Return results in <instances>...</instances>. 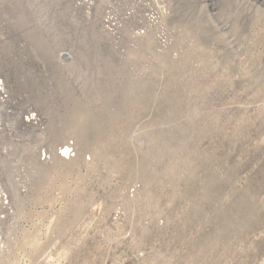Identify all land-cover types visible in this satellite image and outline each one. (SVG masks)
I'll return each instance as SVG.
<instances>
[{
  "label": "rangeland",
  "instance_id": "374dc122",
  "mask_svg": "<svg viewBox=\"0 0 264 264\" xmlns=\"http://www.w3.org/2000/svg\"><path fill=\"white\" fill-rule=\"evenodd\" d=\"M0 79V264H264V0H0Z\"/></svg>",
  "mask_w": 264,
  "mask_h": 264
},
{
  "label": "built area",
  "instance_id": "2783aa9c",
  "mask_svg": "<svg viewBox=\"0 0 264 264\" xmlns=\"http://www.w3.org/2000/svg\"><path fill=\"white\" fill-rule=\"evenodd\" d=\"M18 114L16 112V105L10 97L5 82L0 79V132L7 127V121L10 118L17 117ZM40 117L36 112L32 110L27 111L21 117V121L25 126H34L39 122ZM59 155L64 160H70L73 157V151L70 147H65L60 150ZM42 159L45 160L46 156L43 155ZM8 204L7 196L4 194L1 187V179H0V205L4 206ZM1 242V236H0Z\"/></svg>",
  "mask_w": 264,
  "mask_h": 264
}]
</instances>
